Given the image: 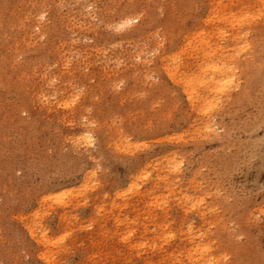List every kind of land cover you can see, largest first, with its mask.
<instances>
[{
    "label": "rangeland",
    "instance_id": "1",
    "mask_svg": "<svg viewBox=\"0 0 264 264\" xmlns=\"http://www.w3.org/2000/svg\"><path fill=\"white\" fill-rule=\"evenodd\" d=\"M134 1L143 23L121 26ZM210 1L23 4L41 27L9 46L0 79V264H195L206 247L199 264H264V0H214V26ZM58 24L72 43L20 71ZM195 30L236 88L202 90L221 63L195 54Z\"/></svg>",
    "mask_w": 264,
    "mask_h": 264
},
{
    "label": "bare ground",
    "instance_id": "2",
    "mask_svg": "<svg viewBox=\"0 0 264 264\" xmlns=\"http://www.w3.org/2000/svg\"><path fill=\"white\" fill-rule=\"evenodd\" d=\"M36 1V0H34ZM33 0H0V79L5 77L6 76V73L5 71L8 70V69H12L13 68V65H14V62H15V59L17 57L18 54V51L16 50H10L8 48H10L9 46L13 43V42H16L18 40H22L23 38L27 37L29 34H31L32 32L35 31L36 33V27H41L40 25L37 24V22H35L33 19H30L29 16L27 15V12H26V9L23 10L22 6L25 2H27V7L31 6V3L34 2ZM39 1V0H38ZM213 2H211L209 4V21L207 22L208 24H211L212 22H214V15H216V10H217V4L215 3L214 0H212ZM219 2V0H217ZM41 2V1H40ZM39 3V2H38ZM37 3V4H38ZM125 3V1H124ZM42 4V3H41ZM34 5V4H33ZM128 5H131L132 8L130 10H128V12H124L121 14V20H123L121 22V26H126L127 28H129L133 22L135 20H140L142 21L143 23V19L142 17L140 16V13L137 12L138 10V7H141L140 6V3L138 1H134V3L130 2V4L128 3ZM142 5V4H141ZM219 5V4H218ZM38 6V5H37ZM40 6V4H39ZM220 6V5H219ZM36 7V6H35ZM35 9V8H33ZM123 9V8H122ZM246 12L244 11L243 12H238L236 13L235 15H233V18L236 19L235 17H237V19L235 20V22L237 21V23L239 22L240 24H244V22L246 20H250V21H253L255 17H252L250 14H245ZM217 16V15H216ZM235 16V17H234ZM242 17V18H241ZM264 17V16H263ZM241 18V19H240ZM207 19V18H206ZM120 20V21H121ZM234 21V20H233ZM234 22V23H235ZM233 23V24H234ZM248 23V22H247ZM55 24V23H54ZM119 22H117V26H118ZM216 24V23H215ZM214 24V25H215ZM250 24V23H249ZM211 24V26H214ZM50 26V25H49ZM61 24L59 25H56L55 27H45L44 30H43V33L44 35H47L48 37V40H47V43L45 44L44 47H42L38 53V57L35 59V58H30V56H28V54L26 55V59H25V64L22 65L24 68H22L20 71H23L28 65H31L35 62V60L37 59H41L44 57V55L46 54V52L48 51H58L59 49V45L61 43H67V37L69 36L68 38V44L72 43L71 41V32H68V36L66 35H63L62 34V31H61ZM210 26V27H211ZM245 26V24H244ZM244 26H241V27H244ZM250 25H247L245 26L243 29L245 30L244 32L245 33H249L248 30L246 28H248ZM212 28V27H211ZM213 30V29H212ZM31 32V33H30ZM204 33H199V30H195L194 34H191L189 36H187V39H192L194 38V43L191 44L193 49L196 51V55H199L201 52L200 51H204L206 52V56L207 58L208 57H214L218 60L219 63H221V65H218L217 63L215 65H212L214 68V72L212 74V76H205L206 79H202L201 81V84H202V90L203 91H206L207 93H209L211 96H218L220 93L228 90L229 88H236L233 84H235V74L233 73V71L230 69L231 68V65L229 63H226V57L224 56L225 54L222 51V49H218L216 50V48H210V49H202L201 47V50L198 51L200 48H199V45L201 44L202 45V39H204V36H203ZM251 34V33H250ZM26 35V36H25ZM206 35V34H205ZM65 37V38H64ZM66 39V40H65ZM206 39V37H205ZM204 39V40H205ZM236 39H240V43L242 45H245V48L248 47V45H250L248 43V37H246V34H243L241 36V33H239L236 37ZM164 40V39H163ZM162 40V41H163ZM253 40L257 43H261L262 41H264V28H258V30L256 31V34H255V37L253 38ZM252 40V41H253ZM161 41V42H162ZM188 41V40H187ZM200 41V42H199ZM250 41V40H249ZM251 41V43H252ZM154 43V42H153ZM191 43V42H190ZM200 43V44H199ZM237 43V42H236ZM264 43V42H263ZM189 44V43H188ZM209 45V44H208ZM243 46L241 47H237L238 49H234L237 51V53H240V51L243 49L242 48ZM160 48V47H159ZM236 48V47H235ZM251 48V47H250ZM254 48V47H253ZM2 49H7L8 50V54H5L3 53L1 50ZM226 49V48H225ZM240 49V50H239ZM252 49V48H251ZM158 50V49H157ZM160 50V49H159ZM156 51V50H155ZM154 51V53H155ZM229 51V50H228ZM253 51V50H252ZM157 52V51H156ZM262 52V51H261ZM260 52V53H261ZM163 53V52H162ZM226 53V52H225ZM203 54V53H202ZM224 54V55H223ZM257 54V53H256ZM195 55V56H196ZM205 56V57H206ZM229 57V55H227ZM243 56H246V52H245V55ZM252 56V55H251ZM256 56V55H255ZM193 57V55L191 56ZM204 57V58H205ZM240 57H242V55H240ZM168 58V57H167ZM197 58V57H196ZM230 58V57H229ZM243 58V57H242ZM206 59V58H205ZM215 59V61H216ZM255 59V58H254ZM253 59V60H254ZM234 60H237V57L234 58ZM166 62V61H165ZM170 63L166 66V63H165V68L167 70V72L169 73V75L174 79H178V76H179V70H178V67H177V60L174 59V60H171L169 61ZM229 62V61H228ZM243 62H245V59L243 60ZM252 62V60L250 61V63ZM240 64L242 63V61L240 60L239 62ZM247 63V62H246ZM238 64V62H237ZM248 64V63H247ZM180 65V64H179ZM242 65V64H241ZM245 65V64H244ZM250 65V64H249ZM253 65V64H252ZM210 66V65H209ZM246 66V65H245ZM248 66V65H247ZM181 67V66H180ZM239 67V66H238ZM243 67V66H242ZM252 66L248 67V68H251ZM8 68V69H6ZM240 68V67H239ZM181 69V68H180ZM211 69V68H210ZM248 70V69H247ZM183 71V70H182ZM205 71V70H204ZM253 72V71H252ZM210 74V73H209ZM241 74V73H240ZM19 75V74H18ZM242 75H243V72H242ZM247 75V74H246ZM246 75L244 76L246 78ZM241 77V76H240ZM180 78V77H179ZM182 78V76H181ZM180 78V79H181ZM239 78V77H238ZM4 80V78L2 79ZM0 80V81H2ZM194 80V79H193ZM193 80H191L188 82L191 84H193ZM240 80V79H239ZM246 80V79H245ZM181 81V80H180ZM248 81V80H247ZM3 82V81H2ZM186 82V81H185ZM249 82V81H248ZM247 82V83H248ZM196 83V82H195ZM194 83V85H195ZM188 84V83H187ZM187 84H186V88H187ZM193 86V85H192ZM191 85L188 86V87H192ZM260 86V85H259ZM257 85V87H259ZM196 86L192 87L191 89L192 90H196L195 88ZM245 88V87H244ZM189 88H187V92H188V96H189V100L190 102H195L194 100H196L198 98V96H195L194 94L196 93V91L191 92L188 90ZM218 89V90H216ZM243 89V88H242ZM254 89V88H253ZM252 89V90H253ZM260 91V89H258ZM244 92L248 91L246 89L245 90H242ZM254 91V90H253ZM199 92V91H198ZM251 92V91H249ZM247 92V93H249ZM261 92H262V88H261ZM204 94V93H203ZM241 94V93H240ZM239 94V95H240ZM208 95V94H207ZM243 97H245V93L242 92ZM263 96V93L261 94ZM210 96V97H211ZM231 96L233 97V94H231ZM249 96V95H248ZM261 96V97H262ZM209 97V98H210ZM236 97V96H235ZM251 97V96H250ZM253 97V96H252ZM258 97V96H257ZM213 98V97H211ZM239 98V97H238ZM242 98V97H241ZM264 98V97H263ZM240 99V98H239ZM256 100V99H255ZM207 101V100H206ZM240 101V100H239ZM211 102V100H210ZM212 103V102H211ZM237 103V102H236ZM194 104V103H193ZM205 104V102H204ZM258 104V103H257ZM68 105V104H67ZM206 105H207V102H206ZM235 105V104H234ZM246 105V104H245ZM254 105V104H253ZM252 105V106H253ZM209 106V105H207ZM217 106V105H216ZM251 106V105H250ZM264 107V106H263ZM238 108V107H237ZM236 108V109H237ZM255 108V107H254ZM226 112V111H225ZM256 112V111H255ZM228 115V114H227ZM250 116V115H249ZM240 119V118H239ZM230 121V120H229ZM84 139V142L85 144L88 146V147H92L93 146V143L95 144V139H94V135L92 134H88V135H85V137H83ZM89 173V172H88ZM140 173V172H139ZM88 175V174H87ZM91 175V174H90ZM87 177V176H86ZM88 179V178H87ZM64 194V193H63ZM61 195V194H60ZM64 198V197H63ZM62 198V199H63ZM60 199V198H59ZM65 200V199H64ZM59 201V200H57ZM59 203V202H58ZM57 203V204H58ZM61 203H64V202H61ZM44 243H46V241H44ZM208 246V245H207ZM210 247V246H209ZM207 250H208V247H206ZM205 248H202V250H199V248L195 249L196 252H194V254H191L190 256V260H195L196 263L195 264H199V259H194V255L195 256H198L196 254H200V256H203L204 253L206 254L208 251H207ZM208 255V254H207Z\"/></svg>",
    "mask_w": 264,
    "mask_h": 264
}]
</instances>
